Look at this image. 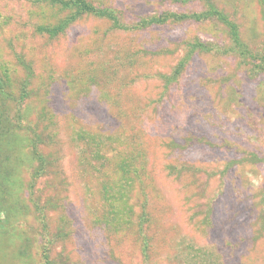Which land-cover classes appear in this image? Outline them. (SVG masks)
I'll list each match as a JSON object with an SVG mask.
<instances>
[{"label": "rangeland", "instance_id": "rangeland-1", "mask_svg": "<svg viewBox=\"0 0 264 264\" xmlns=\"http://www.w3.org/2000/svg\"><path fill=\"white\" fill-rule=\"evenodd\" d=\"M87 1L0 0V264H264V0Z\"/></svg>", "mask_w": 264, "mask_h": 264}, {"label": "trees", "instance_id": "trees-1", "mask_svg": "<svg viewBox=\"0 0 264 264\" xmlns=\"http://www.w3.org/2000/svg\"><path fill=\"white\" fill-rule=\"evenodd\" d=\"M50 3L54 4L55 6L59 7L61 10H65V11H69L71 12V14L69 16H67L66 19H64L63 21H61L59 24L56 25L55 28L53 29H47L46 31L49 32L50 34H52L53 36H56L60 33H62L65 28L68 27V25L73 24L75 21L78 20V18L83 15V14H96L99 16H103V15H107V10H99L96 7H94L91 3H89L87 0H48ZM4 87L3 85L0 83V94L4 93ZM35 152L37 153V156L39 157V165L37 167V171L40 172V176L45 174L47 171V163L49 162L48 158L43 157L42 155H40L39 153L41 152H37V150H35ZM47 159V160H46ZM81 164H83L82 167V175L84 177V175H86V170L87 168H89L91 170V176H97L98 177V173L100 174L99 176L101 177V188L102 191L105 192H110L111 190L115 189V188H119L122 189V187L116 183V181H114L113 179H106V177H108V173L114 170H111L110 168H108L106 166V163L101 164L100 166H95L92 163H86V162H81ZM121 169H117L116 171H114V175H116ZM124 173L129 175L128 177H123V180L126 181V185L125 187H127L128 185H130V189L131 187L134 185L135 183V179L132 177V175L130 174H134L133 173V168L131 169V167H128L127 170H124ZM109 176L111 177V175L109 174ZM99 183V185H100ZM125 204L127 205V203L125 202ZM129 208H131L133 211V206H129L127 205ZM125 210V209H124ZM123 210V211H124ZM134 213V211H133ZM147 213L146 214H125V213H119V214H114L111 217H108V219L104 222H102L103 226L105 227L106 231L113 233V232H132L134 233L136 240L140 243L142 251H144V240L146 238H148L150 240V238H152V236L150 237L147 234V230L145 228V222L147 221ZM149 216V213H148ZM150 218V216H149ZM147 257H150V254H146Z\"/></svg>", "mask_w": 264, "mask_h": 264}]
</instances>
